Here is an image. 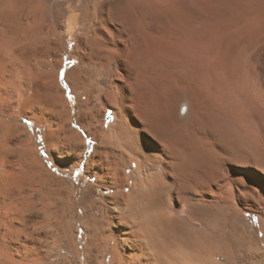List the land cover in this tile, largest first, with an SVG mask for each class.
<instances>
[{"label":"bare ground","instance_id":"bare-ground-1","mask_svg":"<svg viewBox=\"0 0 264 264\" xmlns=\"http://www.w3.org/2000/svg\"><path fill=\"white\" fill-rule=\"evenodd\" d=\"M63 27L77 127L54 72ZM52 31L48 98L31 100L29 49ZM44 104L102 192L81 197L83 252L35 194L16 211L1 197L0 264H264V0H0V110Z\"/></svg>","mask_w":264,"mask_h":264},{"label":"rangeland","instance_id":"rangeland-1","mask_svg":"<svg viewBox=\"0 0 264 264\" xmlns=\"http://www.w3.org/2000/svg\"><path fill=\"white\" fill-rule=\"evenodd\" d=\"M62 29V32L60 31V34L57 38L59 39L65 50L62 55V63L55 71L52 69V67H50L49 58V45L51 43V40H53L55 37V33H53L54 31L48 32L49 35L46 32L44 33L45 35H42L43 37L45 36L47 38L36 37V39L34 38L35 40H32V43L34 42L35 46L29 49L31 51L29 52L30 58L28 57L29 60L27 59L26 61L28 62V64H31L32 62L30 67L31 72L33 71L30 75V80L32 82L30 90L27 92V94L29 99L31 100L38 99L45 101L48 98V78L46 79V75L52 70L54 72H57L58 79L59 81L61 80L60 82L64 85L66 90L65 99L70 107L71 124L74 127H77V121L81 113V108L79 106L77 95L67 84L65 77L67 71L71 67L78 64L79 59L73 53L76 43L74 36L72 34H68L67 31H65V27H63ZM38 38L39 40H41L39 41ZM36 41L37 43H35ZM44 41L46 44L44 43ZM33 54L35 55L33 56ZM42 72L46 75L44 76ZM69 97L72 98L69 99ZM46 105H34L33 107H25L24 105L23 108L22 106L18 108L9 106L7 109L3 108L2 110H0V177L2 179H0V191L1 189L4 190L1 191L0 198L2 197L3 201L5 200L4 202L6 203H13V207L10 204V208H14L15 211L18 210V207L20 210L22 207L24 208L31 205L32 200L38 202L39 206L42 208L44 207L45 210L49 206L50 208L48 209V211L52 210L54 214L60 216L62 220L64 219V227H67L69 236H71L73 241L79 245L80 251L83 252L85 238L81 235L82 231L80 229H77V226L81 224V217L83 215L82 204L80 203L81 197L82 194L87 191L85 193L87 197L98 199L102 191L96 185L90 188L91 184H94L95 180L89 174H86L84 166L80 165L71 168L70 160L61 157L59 152V145L56 144L54 136L50 135L53 127H56L55 125L51 126L50 121L53 117V114L51 109ZM10 126L15 127L16 129L15 131H13L17 132H9ZM86 130V127H82L79 131L85 134ZM26 132L28 134V137L26 135ZM85 138L86 142L91 147L90 149L93 150V146L96 141H92V139L87 136ZM69 158L71 159L73 157ZM6 190L9 191L7 192ZM14 190L15 192H13ZM3 192L4 194H2ZM17 192H19V194ZM28 192L30 193V195L32 194V196L34 194L35 195L33 197L31 196L32 198L30 199L28 198L31 201L28 200L29 203H26L25 201L27 197L25 198L24 196L27 195ZM14 193L17 196H15ZM30 195L28 197H30ZM10 198L15 199H11L10 202ZM14 206L17 207L15 208ZM0 210H4L2 212L4 213L6 210L5 206H3V209L2 207H0ZM240 218L241 216L239 217V220ZM41 220L44 219L41 218ZM16 224H18V222H16ZM241 224L243 225V223ZM41 226H44L42 227L43 230L46 229V221H42ZM252 233L254 236V240L252 243L256 244L257 240L259 241L260 234L255 230L252 231ZM69 242V238L62 239V256L67 257L70 255ZM43 243H47V241L44 239ZM43 249L46 252V250L49 249L51 251L52 248L51 245L47 246V244H44ZM52 251L54 250L52 249ZM244 255L247 263L252 264L250 255L248 253H245ZM18 257L19 256L16 255V258ZM51 261L52 262H50L49 260V262H47L46 264H53L54 261ZM73 263L75 264L74 257ZM2 264L14 263H12L11 261L8 262L7 260H3ZM54 264H65V261L61 260L57 263L55 262Z\"/></svg>","mask_w":264,"mask_h":264},{"label":"snow or ice","instance_id":"snow-or-ice-1","mask_svg":"<svg viewBox=\"0 0 264 264\" xmlns=\"http://www.w3.org/2000/svg\"><path fill=\"white\" fill-rule=\"evenodd\" d=\"M72 97H69V99H71ZM261 235H264V233H262Z\"/></svg>","mask_w":264,"mask_h":264}]
</instances>
